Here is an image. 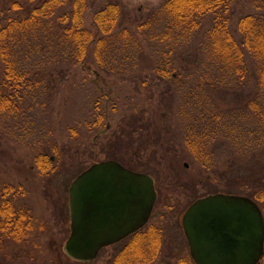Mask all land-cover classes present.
<instances>
[{
  "label": "rangeland",
  "instance_id": "374dc122",
  "mask_svg": "<svg viewBox=\"0 0 264 264\" xmlns=\"http://www.w3.org/2000/svg\"><path fill=\"white\" fill-rule=\"evenodd\" d=\"M105 1H118L122 6L123 16L116 30L126 27L135 31L137 25L148 18L149 12L164 0H89L84 15L87 27L91 26L92 11ZM242 1L236 0L231 8L232 21L242 12ZM26 3L27 0H21L23 6ZM10 4L11 0H0L2 20L8 16ZM209 25L210 18L206 17L201 31ZM201 31L187 41H171L167 50L172 49L170 60L188 66L187 74L194 78L198 73L195 61H204L206 57ZM141 46L140 51L134 46L128 49L129 55L124 51L115 56L116 62L126 64L127 68L132 67L130 61L138 64L131 69L133 73L121 75L100 69L91 48L85 62L70 73L67 74L61 65L49 71L54 87L51 98L44 96L42 101L45 102L40 101L39 105L29 101L31 106L28 107L32 109L27 110V107L18 117L0 118V185L24 187L26 196L20 201L26 202L33 212V234L25 245L7 242L5 250L0 252V264H113L116 254L130 238L101 249L98 256L88 262L73 260L64 251L70 232L69 184L80 171L101 160L119 161L154 179L158 199L149 224L161 229V245L151 264H163L161 260L179 264L180 258L185 259L186 264H195L190 260L181 228L182 214L193 200L226 192L228 188L232 194L243 195L245 178L259 175L264 180V145L246 147L244 139L229 148L221 142L213 143L210 147L218 145L211 149L216 159L215 168L206 169L193 159L182 137L186 124L176 115L175 83L159 80V73L154 71L156 62L161 59L158 49L165 48L166 44L156 40L147 43L146 40ZM49 56L44 53L39 58L48 61L52 59ZM60 61L57 63L61 64ZM3 71L0 61V80ZM143 80L149 81V90L142 87ZM186 89L187 86L182 92ZM108 91L117 98L115 109L106 105V97L101 94ZM207 91L213 94L220 109L228 107L230 101L237 107L242 105L238 92L213 88ZM257 95L258 102L264 106V93L258 91ZM96 100L99 104L95 105ZM141 111L146 112L143 118L151 122L146 131L133 137L126 127L131 124L129 118ZM102 113L108 116L100 123L98 116ZM166 114L167 117H162ZM165 118L172 120L162 124L160 120ZM239 123L244 126L243 122ZM39 152L48 154L51 163L48 170L42 171L36 166L34 158ZM252 156L259 158V162L251 160Z\"/></svg>",
  "mask_w": 264,
  "mask_h": 264
},
{
  "label": "trees",
  "instance_id": "16d2710c",
  "mask_svg": "<svg viewBox=\"0 0 264 264\" xmlns=\"http://www.w3.org/2000/svg\"><path fill=\"white\" fill-rule=\"evenodd\" d=\"M235 1L164 0L149 12L148 18L139 23L135 31H131L126 27L116 30L123 16L118 1H105L95 8L91 13V26L87 27L84 15L89 0H27L25 6L21 0H11L10 12L5 20L1 19L0 10V61L4 67L0 80V118L18 117L31 106L29 101L39 105L45 102L42 101L44 96L51 98L54 87L51 86L53 77L49 71L61 65L67 74L70 73L74 67L85 62L91 48L100 69L121 75L123 72L133 73L131 69L138 64H131L130 61L132 67L127 68L126 64L117 63L115 56L122 55L124 51L129 55L128 49L134 46L140 51L142 42L156 40L160 43L164 41L166 47L158 49L161 59L156 62L154 71L159 73V80L175 83L174 94L178 95L176 115L186 124L182 132L183 141L196 162L206 169L215 168L216 159L211 149L218 145L210 146L217 142L229 148L239 145L240 139H244L246 147H253L254 144L263 146L264 106L258 102L260 98L257 94L258 91L264 93V0H243L242 12L232 21L231 8ZM206 17L210 18V25L201 31ZM200 31L206 57L204 61H195L198 73L194 78L187 74L188 66L177 65L170 60L172 49L167 50L171 41H187L192 35H199ZM44 53L50 54L52 59H40L39 56ZM55 58L61 60V64ZM94 74L96 77L99 75L96 70ZM149 86V81L143 80L142 87L149 90ZM185 86L187 91L182 92ZM209 88L238 92L242 105L237 107L230 101L228 107L220 109L213 94L207 93ZM101 94L106 97V105L115 109L117 98L114 93L108 91ZM159 101L161 103L162 99ZM96 103L99 104V100ZM145 115L146 112L141 111L129 118L131 124L126 128L133 137L149 127L151 119L143 118ZM107 116L99 114L98 121L102 123ZM162 117H167V114ZM165 120L172 119L165 118L160 122L164 124ZM47 155L39 152L34 158L36 166L42 171L48 170L51 165ZM252 159L259 162L257 157L252 156ZM228 190L224 193H233ZM243 191V195L258 204L264 216L263 178L259 175L245 178ZM26 192L19 185H0V252L5 250L9 241L25 245L33 234L32 209L26 202L20 201V198H25ZM147 226V237L137 240L140 233L133 234V242L129 241L122 247L113 264L152 263L159 250L161 229ZM178 261L179 264L187 263L182 258ZM161 262L175 264L170 260ZM257 264H264V253Z\"/></svg>",
  "mask_w": 264,
  "mask_h": 264
},
{
  "label": "water",
  "instance_id": "95a60500",
  "mask_svg": "<svg viewBox=\"0 0 264 264\" xmlns=\"http://www.w3.org/2000/svg\"><path fill=\"white\" fill-rule=\"evenodd\" d=\"M68 198L70 232L64 251L73 260L88 262L102 248L142 228L157 195L150 175L110 159L78 174ZM181 225L195 264H257L264 253V216L248 196L199 197L184 211Z\"/></svg>",
  "mask_w": 264,
  "mask_h": 264
},
{
  "label": "flooded vegetation",
  "instance_id": "af4514ba",
  "mask_svg": "<svg viewBox=\"0 0 264 264\" xmlns=\"http://www.w3.org/2000/svg\"><path fill=\"white\" fill-rule=\"evenodd\" d=\"M185 166V168L186 167H188V165H184ZM126 167V166H125ZM126 168H128V167H126ZM128 169H130V170H132V171H136V172H141V173H146V172H144V171H140V170H136V169H131V168H128ZM146 174H148V173H146ZM149 175V174H148ZM152 179H153V177H152ZM153 183H154V187H155V182H154V179H153ZM155 190H156V188H155ZM156 195H157V191H156ZM199 198V197H198ZM198 198H196V199H198ZM157 199H158V195H157V198H156V202H157ZM195 199V200H196ZM195 200H193L192 202H194ZM156 202H155V204H156ZM191 202V203H192ZM190 203V204H191ZM155 204H154V206H155ZM189 204V205H190ZM188 205V206H189ZM154 206H153V209H154ZM187 206V207H188ZM153 209H152V212H153ZM151 212V215H150V217H149V219H148V221H147V223L142 227V228H140L139 230H137L136 232H134V233H132V234H130V235H128L126 238H130V243H132L133 241L131 240V236L133 235V234H135V233H140L139 234V236L138 237H136V239L137 240H142L143 238H146L147 237V231H146V229H147V225H151V226H155V228L156 229H158L159 227L157 226V225H153V224H149V221H150V219L152 218V216H153V213ZM146 227V228H145ZM181 228H182V225H181ZM155 231V230H154ZM182 231H183V229H182ZM155 234H158L157 232H155ZM183 234H184V232H183ZM144 236H146V237H144ZM185 236V235H184ZM157 237V236H156ZM126 238H124V239H122L121 241H123V240H125ZM133 239V238H132ZM185 239H186V237H185ZM121 241H119V242H121ZM132 241V242H131ZM119 242H117V243H119ZM117 243H115V244H113V245H116ZM186 243H187V240H186ZM158 244L159 245H161V235H159L158 236ZM113 245H110V246H113ZM156 246H157V244H156ZM187 246H188V243H187ZM108 247V246H107ZM159 247V246H158ZM105 248V247H104ZM103 249V248H102ZM188 250H189V246H188Z\"/></svg>",
  "mask_w": 264,
  "mask_h": 264
}]
</instances>
